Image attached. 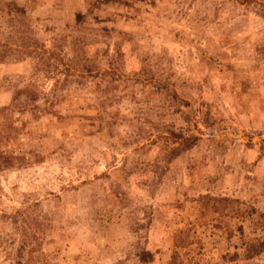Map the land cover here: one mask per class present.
I'll return each mask as SVG.
<instances>
[{
    "label": "rangeland",
    "instance_id": "obj_1",
    "mask_svg": "<svg viewBox=\"0 0 264 264\" xmlns=\"http://www.w3.org/2000/svg\"><path fill=\"white\" fill-rule=\"evenodd\" d=\"M0 264H264V0H0Z\"/></svg>",
    "mask_w": 264,
    "mask_h": 264
},
{
    "label": "trees",
    "instance_id": "obj_2",
    "mask_svg": "<svg viewBox=\"0 0 264 264\" xmlns=\"http://www.w3.org/2000/svg\"><path fill=\"white\" fill-rule=\"evenodd\" d=\"M8 8L12 11L14 8L12 5H9Z\"/></svg>",
    "mask_w": 264,
    "mask_h": 264
}]
</instances>
